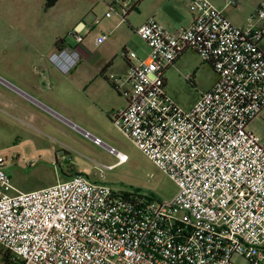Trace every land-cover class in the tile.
Masks as SVG:
<instances>
[{
    "label": "built area",
    "instance_id": "obj_1",
    "mask_svg": "<svg viewBox=\"0 0 264 264\" xmlns=\"http://www.w3.org/2000/svg\"><path fill=\"white\" fill-rule=\"evenodd\" d=\"M182 1L193 12L187 29L169 32L151 19L136 30L148 54L123 53L125 78L114 84L127 106L110 116L177 194L162 201L119 193L76 174L8 195L0 157V264H236L235 257L264 264V147L247 130L264 110V3L247 27H237L208 0ZM239 2L225 0L229 7ZM129 4H112L123 22ZM73 37L75 47H58L49 58L63 74L80 60L81 30ZM187 51L210 65L215 80L184 111L165 92L164 74ZM106 150L117 164L126 162Z\"/></svg>",
    "mask_w": 264,
    "mask_h": 264
},
{
    "label": "rangeland",
    "instance_id": "obj_2",
    "mask_svg": "<svg viewBox=\"0 0 264 264\" xmlns=\"http://www.w3.org/2000/svg\"><path fill=\"white\" fill-rule=\"evenodd\" d=\"M113 1L59 0L54 7L46 10L44 0H18L14 11L17 15L10 22L2 18L1 9L8 7L11 1L0 0V91L7 87L5 82L12 87L25 89L22 82L33 76L31 60H47L55 53L58 40H63L65 46L74 47V28L79 23L83 25L81 37L85 49L93 55H104L105 52L110 56L111 66L105 74L113 79H124L127 66L122 59L123 50L128 54L133 52L138 59L148 54L147 46L131 27L140 25L155 0H148L141 9L132 11L127 16L128 22L120 20L118 13L121 9L118 5H112ZM208 1L237 27H247L250 16L264 3V0H240L237 6L229 7L225 0ZM111 7L114 9L111 10ZM107 12L111 14L109 18L105 17ZM101 35L106 36L105 44L97 43ZM139 45H142L144 52L139 51ZM50 48L52 50L48 52ZM72 75L71 78L78 79L86 77L95 80L100 77L85 64H81V68L77 66ZM59 76L65 75L59 73ZM214 76L209 64L204 63L196 53L187 51L179 57L175 66L165 72V92L180 109L187 111L195 104L200 91L210 87ZM98 83V80L92 81L87 95L80 93L73 84L66 91V99L73 103L79 101L80 105L83 102L85 108H78L76 112H57L77 126L79 131L68 129L69 137L59 140L68 150L61 151V145L52 147L56 151V158L43 151L47 150L45 146L41 147V158H38L37 145L19 143L15 137L21 129L20 118L11 110H0V157L6 160L5 171L11 181L8 195L50 187L64 181L68 172L75 170L93 182L110 187L114 192L138 196L152 194L162 201L174 198L178 191L176 184L111 122L113 112L126 109L123 89L120 88L119 94L116 89L101 87ZM247 130L253 132L264 147V111L248 125ZM82 132L99 139L103 146L95 145ZM106 147L125 155L126 162L116 164L118 159ZM110 165L114 166L111 169L103 168ZM55 171L61 180L58 178L57 181ZM233 261L245 264L239 257Z\"/></svg>",
    "mask_w": 264,
    "mask_h": 264
},
{
    "label": "crops",
    "instance_id": "obj_3",
    "mask_svg": "<svg viewBox=\"0 0 264 264\" xmlns=\"http://www.w3.org/2000/svg\"><path fill=\"white\" fill-rule=\"evenodd\" d=\"M10 1L11 2H9V4L7 5L8 7L1 9V13L4 20L12 22V19L15 18V15H17V13L14 11L17 8L18 0ZM115 1L116 0H114L111 4H114ZM146 1L148 0L125 1L127 3L130 2V7L128 8L130 9V12L127 14V16L132 11L141 9L142 5L146 3ZM132 8L133 10L131 11ZM192 15L193 12L191 8L186 2L182 0H155V2L151 3V8L144 15L140 25L134 24L131 28L136 33V30L138 28H140L148 20L152 19L160 24L165 30L169 32H175L181 29H187L192 21ZM127 16L125 22H128ZM82 28L83 25L79 23L74 29L79 31ZM101 37H103L104 40L101 43H98L97 41V43L105 44L106 36L101 35ZM142 45L137 46V48L139 49V51L144 52V50L141 49ZM62 46L65 45L62 44L58 47ZM260 48L264 53V39L260 43ZM47 50L48 52H50L52 48ZM78 51L80 53V61L78 62L76 67L69 73H61L56 68V66L50 62L49 58L52 56V53L47 60L36 59L34 62L33 60H31V73L33 76L30 79H25L22 82L25 89L12 87L9 83L5 82L4 84L7 87H5L4 90L0 91V110H11L20 118L19 128L21 129L18 130V133H16V140L22 145H27L29 143H31L32 145H37L38 158H41L39 154L42 151V146L47 147V150H43L44 152L56 158V151L53 150L52 147L56 148L57 145H61L59 143V140L68 138L69 133L67 132V130L73 129L71 125L73 123H71L68 119L60 116L59 113L76 112L78 108H85V104L83 102L80 105L79 101L73 103L70 102L68 98H65L66 91L68 90L70 85L73 84L76 89L80 91V93L87 95V92L91 90L92 81L98 80V84L101 87L105 86L111 89V84L115 86L114 81L120 79H113L106 75L108 68L111 66V58L105 52L103 53L104 55H93L85 49L84 45H80ZM124 52L126 51L123 50V53ZM81 64H85L90 70L95 73V75L99 74L100 77H96L95 80H93V78L86 77H79V79L73 77L71 78V76H73V72L77 69V66L80 65L81 68ZM173 66H175V64ZM82 69L83 72L86 71L84 67ZM59 73L65 76L60 77ZM214 80L215 76L213 82ZM19 81L22 80L19 79ZM213 82L207 90L200 91L199 96L202 92L210 90ZM117 92L120 94L119 90ZM11 95H14L15 98H13V96ZM124 100L126 102L125 98ZM197 100L195 101V103L197 102ZM114 113L115 112H113L112 114ZM74 129L79 131L78 128ZM60 150L66 151L68 150V148L64 145H61ZM62 172L64 173V171ZM68 173L69 175L65 177L66 179L64 181L70 179L76 174L81 175L80 172L75 170L69 171ZM55 176L57 178V181L58 178L61 180V177L59 176L57 171H55Z\"/></svg>",
    "mask_w": 264,
    "mask_h": 264
},
{
    "label": "trees",
    "instance_id": "obj_4",
    "mask_svg": "<svg viewBox=\"0 0 264 264\" xmlns=\"http://www.w3.org/2000/svg\"><path fill=\"white\" fill-rule=\"evenodd\" d=\"M58 1H59V0H44V8H45L46 10H48V9L54 7ZM132 10H133V8L131 9V11H132ZM129 12H130V10L127 12V14H128ZM126 16H127V15H126ZM125 20H126V17H125ZM63 42H64L63 40H58V41L56 42V47H58L59 45H62ZM124 55H125V52H124ZM122 59H123L124 62L126 63L125 58L122 57ZM178 59H179V58H178ZM178 59H177V60H178ZM177 60H176V61H177ZM176 61H175V62H176ZM175 62H174V64H175ZM111 87L114 88V89H116L115 86H114L113 84H111ZM3 260L8 261V253H4V254H3Z\"/></svg>",
    "mask_w": 264,
    "mask_h": 264
}]
</instances>
